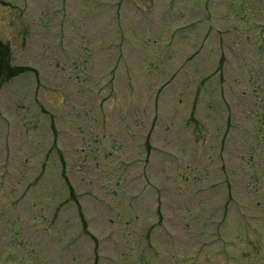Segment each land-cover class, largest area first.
I'll return each instance as SVG.
<instances>
[{"label":"rangeland","instance_id":"1","mask_svg":"<svg viewBox=\"0 0 264 264\" xmlns=\"http://www.w3.org/2000/svg\"><path fill=\"white\" fill-rule=\"evenodd\" d=\"M0 264H264V0H0Z\"/></svg>","mask_w":264,"mask_h":264}]
</instances>
